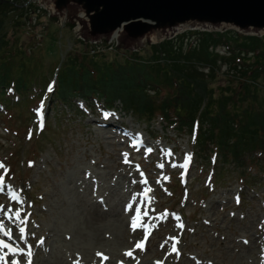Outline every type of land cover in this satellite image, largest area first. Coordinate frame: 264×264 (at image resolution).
<instances>
[{
    "label": "rangeland",
    "instance_id": "obj_1",
    "mask_svg": "<svg viewBox=\"0 0 264 264\" xmlns=\"http://www.w3.org/2000/svg\"><path fill=\"white\" fill-rule=\"evenodd\" d=\"M31 1L34 7L29 9L25 0H19L25 5L10 12L12 21L5 35L26 50L27 70L41 79L20 94L14 83L7 93L0 90V163L4 165L0 176L12 192L21 193L17 196L22 201L0 192V202H6L0 204V221L10 231L6 218L10 215L17 222L12 238L17 244L21 239L30 249L32 264H264V170L217 162L214 155L208 162L186 125L179 129L171 124L176 120L162 114L142 120L119 98L109 108L101 97L102 101L93 99L92 106L78 94L56 99L59 62L73 56L78 66L94 68L93 47L78 41L79 14L63 18L46 0ZM197 27L182 26L147 36L140 43L122 37L121 49L109 56L147 51L151 44ZM227 29L231 28L220 31ZM251 32L264 35V31ZM225 70L217 85L224 83ZM39 110L45 111L44 127ZM107 116L110 124L101 126ZM121 126L135 134L132 139H127ZM138 136L146 145L134 148ZM188 162L191 167L184 184ZM148 179L156 195L145 213L161 211L148 217L151 235L133 227L134 201ZM80 202L125 219L87 227ZM8 209L13 213L19 209L20 219L5 215ZM177 240L174 252L172 244L176 247ZM137 243L143 244V250ZM28 259L20 262L27 264Z\"/></svg>",
    "mask_w": 264,
    "mask_h": 264
},
{
    "label": "trees",
    "instance_id": "obj_2",
    "mask_svg": "<svg viewBox=\"0 0 264 264\" xmlns=\"http://www.w3.org/2000/svg\"><path fill=\"white\" fill-rule=\"evenodd\" d=\"M22 9L19 0H0V90L5 93L12 83L23 92L39 80L27 70L26 50L5 36L10 12ZM91 59L94 68L78 66L73 56L59 67L56 99L78 94L90 102L98 95L112 105L119 98L142 117L153 119L158 112L176 117L180 128H193L198 120L197 142L205 156L215 153L217 162L264 170V35L190 30L127 57ZM223 68L224 83L217 85Z\"/></svg>",
    "mask_w": 264,
    "mask_h": 264
},
{
    "label": "water",
    "instance_id": "obj_3",
    "mask_svg": "<svg viewBox=\"0 0 264 264\" xmlns=\"http://www.w3.org/2000/svg\"><path fill=\"white\" fill-rule=\"evenodd\" d=\"M63 16L83 14L94 38L122 32L133 43L190 24L264 31V0H48Z\"/></svg>",
    "mask_w": 264,
    "mask_h": 264
},
{
    "label": "bare ground",
    "instance_id": "obj_4",
    "mask_svg": "<svg viewBox=\"0 0 264 264\" xmlns=\"http://www.w3.org/2000/svg\"><path fill=\"white\" fill-rule=\"evenodd\" d=\"M117 36H120V32H118V34L115 35V37H117ZM110 117L111 116L104 117L103 118L104 121H102L99 124L101 126H106V125L110 124V122H109ZM112 124L115 125L114 122H112ZM121 129L127 131V135H129V138H132L134 136V134H132L133 132L131 130L126 129L123 126H121ZM79 208L82 210L83 221L87 227H97L99 225L107 224L108 222H112V221L121 223L125 219V218H122V216H117V215L115 216L109 212L101 211L100 209H98V207H95V206L86 207L84 202H80ZM136 221H138V219H135V222ZM9 223L13 224L15 226L17 225V222L9 221ZM18 240H19V242L23 243L21 239H18ZM87 264H91V262H88Z\"/></svg>",
    "mask_w": 264,
    "mask_h": 264
},
{
    "label": "snow or ice",
    "instance_id": "obj_5",
    "mask_svg": "<svg viewBox=\"0 0 264 264\" xmlns=\"http://www.w3.org/2000/svg\"><path fill=\"white\" fill-rule=\"evenodd\" d=\"M149 151H151V149H149ZM124 155L127 156V154H124ZM0 168H4V165L2 163H0ZM5 172H7V169H5ZM4 179H5L4 176H0V192H3L5 190ZM11 198L13 200H15L17 203H22V201L19 199V197L14 192L11 194ZM237 202H239V199L238 198H237ZM9 214L15 215V217L17 219H20V217H21V213H20V210L19 209L15 210L14 213H13V210L12 209H8V211L5 213V215H9ZM9 218H11L10 215H9ZM135 226H136V222H135V219H134L133 220V227L135 228ZM3 230H4L3 222L0 221V231H3ZM20 232L23 235V233L25 232V229L21 228L20 229ZM4 234L5 235H9L8 232H4ZM41 243H43V242L41 241ZM0 247L8 248L10 251H17V249L12 248L10 245L4 244L3 242H0ZM136 247L137 248H140L141 250H143V244L142 243H137ZM19 251L22 252L23 249H19ZM173 251L174 252L177 251V249L175 247V244L173 245ZM98 255L101 256L102 259H104V260L107 259V257L103 256L102 253H98ZM126 255L132 256V253L131 252H128V253H126ZM28 257H29V259H28L27 264H32L31 259H30V257H31V251L28 252ZM0 261H4L5 264H8V261L5 259L4 256H0ZM12 264H20V262L19 261H13Z\"/></svg>",
    "mask_w": 264,
    "mask_h": 264
}]
</instances>
